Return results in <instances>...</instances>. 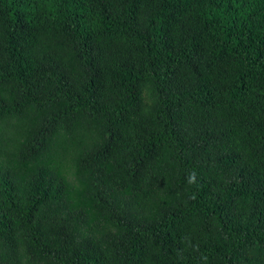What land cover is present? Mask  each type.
<instances>
[{"label":"trees","instance_id":"trees-1","mask_svg":"<svg viewBox=\"0 0 264 264\" xmlns=\"http://www.w3.org/2000/svg\"><path fill=\"white\" fill-rule=\"evenodd\" d=\"M0 264H264V0H0Z\"/></svg>","mask_w":264,"mask_h":264}]
</instances>
